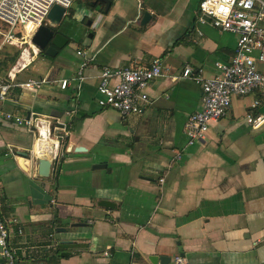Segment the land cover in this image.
<instances>
[{"label":"crops","instance_id":"crops-1","mask_svg":"<svg viewBox=\"0 0 264 264\" xmlns=\"http://www.w3.org/2000/svg\"><path fill=\"white\" fill-rule=\"evenodd\" d=\"M141 1L72 0L56 27L68 45L51 57L26 39L0 73L15 74L0 99V208L19 264H151L150 255L169 256L168 264H264V123H246L264 111V92L233 96L204 138L186 146L184 123L202 91L182 68L216 75L237 36L200 20V0ZM144 11L152 18L142 25ZM154 57L162 75L140 114L99 106L103 66ZM42 77L49 81L38 90L16 84ZM103 199L114 207L99 206Z\"/></svg>","mask_w":264,"mask_h":264},{"label":"built area","instance_id":"built-area-1","mask_svg":"<svg viewBox=\"0 0 264 264\" xmlns=\"http://www.w3.org/2000/svg\"><path fill=\"white\" fill-rule=\"evenodd\" d=\"M54 4L67 11L72 0H0V20L8 26L3 34V43L20 47L26 39L31 43L32 35L46 23V15ZM198 11L200 20L235 34L237 40L231 60L215 63L216 75L205 77L190 64L182 68L180 77L195 81L202 91L200 108L184 123L186 146L204 138L210 123L226 114L233 96H244L258 90L264 92V71L258 67V64H264V0H200ZM86 64L85 60L80 64L79 75ZM160 75L162 64L159 57L140 65L103 66L96 87L97 102L100 107L113 108L122 116L140 114L149 101L147 89L150 82ZM14 80L15 74L10 72L7 78L0 77V99L8 94ZM48 81L47 77L29 78L16 84L27 90H38ZM65 86L64 80L61 87ZM258 104L255 100L253 106ZM6 117L11 118L12 115L6 114ZM15 120L18 124L37 128V122L32 118L16 117ZM246 123L253 128L260 127L264 123V111L248 113ZM159 180L163 182V178ZM10 233L0 208V260L4 264H19ZM176 262L180 264L182 259L177 257Z\"/></svg>","mask_w":264,"mask_h":264},{"label":"water","instance_id":"water-1","mask_svg":"<svg viewBox=\"0 0 264 264\" xmlns=\"http://www.w3.org/2000/svg\"><path fill=\"white\" fill-rule=\"evenodd\" d=\"M107 4L110 3V0H104ZM66 9L59 5L54 4L49 12L46 15V23L41 24L34 34L31 37V43L39 50H43L44 54L47 56L54 57L57 55L60 49H63L65 46L68 45V37H66L59 28V26L64 16L66 15ZM152 15L148 11H144L141 24L144 25L148 21H150ZM40 164V173L43 176H48L47 168L50 166L51 162L46 158H43L39 162ZM95 168H105L106 164H97L94 165ZM99 206L112 208L114 207V203L109 200H100L98 202ZM63 229V228H61ZM148 260L151 264H168L170 261V257L166 255H150L148 256Z\"/></svg>","mask_w":264,"mask_h":264},{"label":"rangeland","instance_id":"rangeland-1","mask_svg":"<svg viewBox=\"0 0 264 264\" xmlns=\"http://www.w3.org/2000/svg\"><path fill=\"white\" fill-rule=\"evenodd\" d=\"M88 3V2H87ZM103 6V4H102ZM8 30L7 24L2 22L0 20V60L3 58H11L15 57V59L18 57L20 51L22 50V47L20 46H15V45H9L6 43H3V34ZM24 46H27V44H24ZM10 64V63H9Z\"/></svg>","mask_w":264,"mask_h":264},{"label":"trees","instance_id":"trees-1","mask_svg":"<svg viewBox=\"0 0 264 264\" xmlns=\"http://www.w3.org/2000/svg\"><path fill=\"white\" fill-rule=\"evenodd\" d=\"M143 1L144 0H142L141 2L143 3ZM40 51H41V53H44L43 50H40ZM17 54H19V51H18ZM14 59H15V57L1 59L0 60V73L6 72L8 70V68H9L10 64L14 61Z\"/></svg>","mask_w":264,"mask_h":264}]
</instances>
